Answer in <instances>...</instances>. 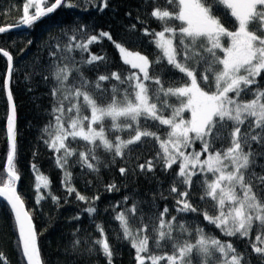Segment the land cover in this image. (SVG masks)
<instances>
[{
	"label": "snow or ice",
	"instance_id": "1",
	"mask_svg": "<svg viewBox=\"0 0 264 264\" xmlns=\"http://www.w3.org/2000/svg\"><path fill=\"white\" fill-rule=\"evenodd\" d=\"M62 6L77 7L72 0H25L17 9L18 23L0 26V34L32 27ZM93 6L103 11L108 0ZM142 6L143 16L136 15L123 41L82 25L71 35L65 32L66 41L57 42L50 59L34 65L25 77L39 76L48 87L50 119L42 139L63 172L61 183L94 217L100 196L88 197L74 186L69 171L73 157L97 179L101 168L118 161L125 179L149 173L155 178L159 168L172 176L167 196L159 190L140 199L134 192L103 210L118 222L115 239L130 245L135 264H252L253 255L264 264V0H143ZM222 18L229 21L227 27ZM141 36L154 45L151 58L138 50ZM104 38L118 50L120 69L112 70L107 55L91 51ZM0 55L7 60L3 89L8 105L0 198L14 215L24 261L43 264L33 216L17 191V109L10 86L14 58L3 47ZM31 168L39 204L47 198L41 189H49L51 181L36 164ZM104 189L117 192L120 186L112 181ZM48 196L59 204V196L50 191ZM169 198L172 205L161 209L157 200ZM189 213L202 216L223 237L243 242V250L233 239L207 232L195 216L188 219ZM92 222L98 236L81 239L76 229L71 247L113 264L116 250L105 223ZM0 264H9L3 251Z\"/></svg>",
	"mask_w": 264,
	"mask_h": 264
},
{
	"label": "trees",
	"instance_id": "2",
	"mask_svg": "<svg viewBox=\"0 0 264 264\" xmlns=\"http://www.w3.org/2000/svg\"><path fill=\"white\" fill-rule=\"evenodd\" d=\"M25 0H0V26L18 23ZM143 0H108V7L103 11L98 10L101 0H72L77 7H60L54 13L35 22L32 27H23L17 30H9L0 34V47L10 51L14 58V72L11 81V90L16 104V140H17V167L21 175L19 183V193L25 200L27 208L31 211L33 222L36 226L38 235V246L41 251L43 264H106L102 255H91L83 251L74 252L71 243L74 239L73 233L76 229L77 237L83 239L86 235L98 236L95 231L93 220L104 222L109 233L110 241L114 244L116 254L113 264H135L133 260L134 250L126 242L115 239L118 222L111 220V211H103L110 205L120 201L123 196L138 192L140 199H150L153 193L163 190L167 196V188L172 176L156 169L155 178L149 173L147 178L143 174L133 176L128 174L127 178L121 177L118 168L123 166L119 162L111 168H101L99 179L95 173H90L87 169L75 164V157L69 162V171L73 174V184L82 194L92 197L99 195L97 201L99 209L98 215L89 217L82 209L87 207L83 202L77 201L75 195L68 196L62 185L63 172L57 168L52 151L44 144L42 137H45L43 129L48 123L50 116V97L47 95L48 87L43 83L39 76L26 79L33 71V66L50 59L49 52L54 50L57 42L63 44L67 37V32L72 34L73 29L85 26V30L92 32L107 31L113 35L114 40L123 41L127 33V28L131 23H135V17L139 13L143 16ZM163 3V0H161ZM87 10H83L84 8ZM7 11V14H3ZM131 13V16L126 15ZM217 14L220 12L217 10ZM223 19L225 26L229 21ZM139 28L140 25L138 24ZM150 27L159 30L156 21H150ZM139 35V33H137ZM142 44L138 50L144 54L155 51L154 45L147 42V38L141 36ZM28 41L32 43L29 44ZM130 48L132 45H128ZM91 51L96 54L107 55L111 61V69L117 70L122 67V61L118 50L114 45L104 38L101 42L90 46ZM77 59L79 54L77 53ZM87 56V53L84 54ZM127 67V66H124ZM7 70V60L0 55V173L6 166V154L8 150L7 141V112L8 105L5 91L3 89L4 74ZM100 72L104 71L103 65ZM90 77L94 73H88ZM178 75V74H177ZM31 89V90H29ZM188 114H186L187 116ZM82 143V142H81ZM76 146L75 144L73 145ZM139 147V146H137ZM199 149V145L195 146ZM35 154V155H34ZM151 153L145 152L146 157ZM140 163L144 162L142 158ZM36 164L40 173L49 177L51 185L49 189H41L47 198L36 203L37 192L35 190V173L31 165ZM136 161H133L135 164ZM177 166H173V170ZM6 175V174H5ZM5 178V177H0ZM195 179V178H194ZM90 181V183H86ZM115 181L120 190L117 192H106L104 185ZM162 181L163 183H158ZM59 196V204L54 203L48 192ZM194 202L199 205V200L194 198ZM157 203L161 209L165 204L172 205L173 201L158 199ZM147 210V209H146ZM80 215L79 220L73 219ZM195 214L189 213L188 219H193ZM207 232H210L221 239H233L223 237L214 225L208 224L202 216H195ZM18 233L15 228L14 215L6 202L0 200V251H3L8 258L9 264H26L17 247ZM237 247L243 250V242L235 241ZM251 250L249 249V252ZM252 264H260V261L253 255Z\"/></svg>",
	"mask_w": 264,
	"mask_h": 264
},
{
	"label": "water",
	"instance_id": "3",
	"mask_svg": "<svg viewBox=\"0 0 264 264\" xmlns=\"http://www.w3.org/2000/svg\"><path fill=\"white\" fill-rule=\"evenodd\" d=\"M23 27H26V26H21V27H19V28H12L11 30H19V29H21V28H23ZM19 183H20V181L17 183V191L19 190ZM18 193H19V191H18ZM0 200H2V201H4L3 200V198H0ZM5 202V201H4ZM7 204V203H6ZM10 207V206H9ZM27 207V206H26Z\"/></svg>",
	"mask_w": 264,
	"mask_h": 264
},
{
	"label": "rangeland",
	"instance_id": "4",
	"mask_svg": "<svg viewBox=\"0 0 264 264\" xmlns=\"http://www.w3.org/2000/svg\"><path fill=\"white\" fill-rule=\"evenodd\" d=\"M196 150H199V149H196Z\"/></svg>",
	"mask_w": 264,
	"mask_h": 264
}]
</instances>
